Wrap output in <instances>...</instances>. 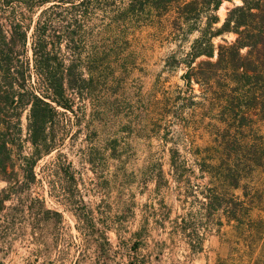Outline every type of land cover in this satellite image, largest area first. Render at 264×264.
Listing matches in <instances>:
<instances>
[{"label": "trees", "instance_id": "trees-1", "mask_svg": "<svg viewBox=\"0 0 264 264\" xmlns=\"http://www.w3.org/2000/svg\"><path fill=\"white\" fill-rule=\"evenodd\" d=\"M238 1L0 0V182L5 184L0 210L15 198L12 209L27 208L34 220L42 213L61 218L39 198L24 204L27 188L44 182L68 207L83 203L71 166L59 155L36 172L58 145L54 132L64 131L59 118L76 117L89 103V128L117 112L113 105L110 112L100 107L97 96L98 87L109 89L119 81L106 73L112 65L106 60L114 56L115 65L126 70L133 34L165 24L176 39L197 36L167 64L183 68V87L147 111L151 116L143 132H163L158 139L165 145L174 144L177 134L184 138L183 152L168 149L167 172L160 167L149 177L155 194L174 184L183 212L171 220L159 210L154 223L164 228L167 222L191 251L200 249L198 227L221 226V217L235 230L259 223L251 214L259 202L257 175H264V0ZM224 2L231 7L221 20L217 12ZM24 113L27 156L21 140ZM110 151L115 156L116 149ZM92 156L86 161L93 166Z\"/></svg>", "mask_w": 264, "mask_h": 264}, {"label": "rangeland", "instance_id": "rangeland-1", "mask_svg": "<svg viewBox=\"0 0 264 264\" xmlns=\"http://www.w3.org/2000/svg\"><path fill=\"white\" fill-rule=\"evenodd\" d=\"M229 7L231 4L224 2L218 10L221 20ZM196 36L193 33L176 39L165 24L144 27L133 34L125 52L126 70L121 63L115 65L114 56L106 60L112 63L106 73L113 72L119 81L109 89L98 87L97 96L102 98L100 107L107 106L110 112L113 105L117 112L89 128V103L77 110L76 117L61 116L59 124L64 131L54 132L58 145L36 169L40 171L59 155L71 166L79 192L77 200L83 203L68 207L63 197L50 195L45 182L27 188L24 204L39 198L45 208L61 213V218L42 213L34 220L27 208L12 209L18 202L15 198L5 202L0 210V264H264V175H257L259 202L251 218L259 223L252 227L235 230L221 217V226L207 230L198 227L200 249L191 251L180 235L172 234L167 222L164 228L154 223L159 210L171 220L183 212L174 184L169 182L155 194L149 177L160 167L167 172L168 149L176 147L183 152L184 138L173 132L177 134L175 143L165 145L158 139L163 132H143L146 117L151 116L147 111L155 107L156 100L183 87V68H168L167 64L171 56L178 58L187 51ZM226 39L230 41L233 36ZM213 42L217 44L220 39ZM129 124L131 129L123 128ZM77 126L80 130L75 132ZM261 126L264 135V124ZM21 140L23 155L27 156L31 147L25 113ZM113 147L115 156L110 151ZM89 153L93 154V166L86 161ZM4 186L0 182V189ZM160 202L163 205H158ZM74 210H79V217Z\"/></svg>", "mask_w": 264, "mask_h": 264}]
</instances>
